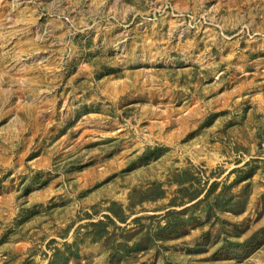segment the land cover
<instances>
[{"label":"rangeland","instance_id":"rangeland-1","mask_svg":"<svg viewBox=\"0 0 264 264\" xmlns=\"http://www.w3.org/2000/svg\"><path fill=\"white\" fill-rule=\"evenodd\" d=\"M0 264H264V0H0Z\"/></svg>","mask_w":264,"mask_h":264}]
</instances>
